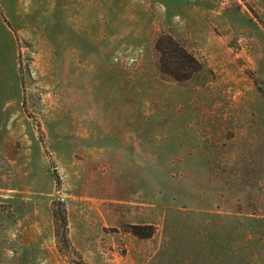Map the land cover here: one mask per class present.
I'll use <instances>...</instances> for the list:
<instances>
[{
  "label": "rangeland",
  "instance_id": "374dc122",
  "mask_svg": "<svg viewBox=\"0 0 264 264\" xmlns=\"http://www.w3.org/2000/svg\"><path fill=\"white\" fill-rule=\"evenodd\" d=\"M0 264H264V0H0Z\"/></svg>",
  "mask_w": 264,
  "mask_h": 264
},
{
  "label": "trees",
  "instance_id": "16d2710c",
  "mask_svg": "<svg viewBox=\"0 0 264 264\" xmlns=\"http://www.w3.org/2000/svg\"><path fill=\"white\" fill-rule=\"evenodd\" d=\"M156 68L161 76L185 83L202 70L201 63L176 39L161 34L154 40Z\"/></svg>",
  "mask_w": 264,
  "mask_h": 264
}]
</instances>
